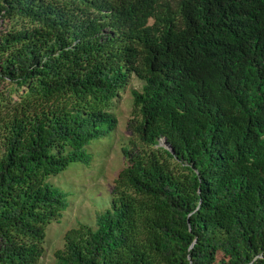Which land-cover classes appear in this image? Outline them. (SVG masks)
<instances>
[{"label": "trees", "instance_id": "1", "mask_svg": "<svg viewBox=\"0 0 264 264\" xmlns=\"http://www.w3.org/2000/svg\"><path fill=\"white\" fill-rule=\"evenodd\" d=\"M132 77L110 207L57 264H264V0H0V264H40L49 178Z\"/></svg>", "mask_w": 264, "mask_h": 264}, {"label": "rangeland", "instance_id": "2", "mask_svg": "<svg viewBox=\"0 0 264 264\" xmlns=\"http://www.w3.org/2000/svg\"><path fill=\"white\" fill-rule=\"evenodd\" d=\"M133 88H141L134 77L111 109L117 119L115 129L87 146L92 159L87 163H72L65 171L49 178L50 184L66 195L69 205L59 221L47 226L46 251L40 264H57L54 252L62 248L65 232L79 223L93 224L97 213L110 207L114 181L126 165L122 149L129 144L131 136L127 123L132 116Z\"/></svg>", "mask_w": 264, "mask_h": 264}, {"label": "water", "instance_id": "3", "mask_svg": "<svg viewBox=\"0 0 264 264\" xmlns=\"http://www.w3.org/2000/svg\"><path fill=\"white\" fill-rule=\"evenodd\" d=\"M163 145H165L166 148L172 149L170 146L166 145V143H165V139H164V141H163Z\"/></svg>", "mask_w": 264, "mask_h": 264}]
</instances>
